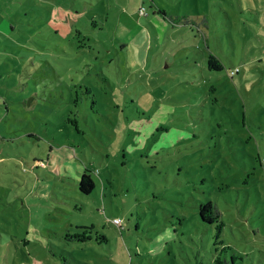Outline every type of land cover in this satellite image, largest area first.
Returning a JSON list of instances; mask_svg holds the SVG:
<instances>
[{
    "label": "rangeland",
    "instance_id": "374dc122",
    "mask_svg": "<svg viewBox=\"0 0 264 264\" xmlns=\"http://www.w3.org/2000/svg\"><path fill=\"white\" fill-rule=\"evenodd\" d=\"M12 3L0 264H264V0Z\"/></svg>",
    "mask_w": 264,
    "mask_h": 264
},
{
    "label": "trees",
    "instance_id": "16d2710c",
    "mask_svg": "<svg viewBox=\"0 0 264 264\" xmlns=\"http://www.w3.org/2000/svg\"><path fill=\"white\" fill-rule=\"evenodd\" d=\"M144 13L145 11L142 8V14ZM179 18H180L179 16H176L175 18L172 17L170 19L177 21L179 20ZM207 66L210 70H222L225 67L221 59L212 52L208 54ZM95 186H96V183H95L93 176L86 171L82 172L78 180V187L80 191L84 193H90L94 190ZM199 215L202 221L214 223L216 225V227L218 228L217 236L222 232L223 221L220 220L221 212L218 209V206L212 200H208L207 202L201 203L199 207ZM75 235L78 238H81V236L78 233H76Z\"/></svg>",
    "mask_w": 264,
    "mask_h": 264
},
{
    "label": "crops",
    "instance_id": "0c3cea01",
    "mask_svg": "<svg viewBox=\"0 0 264 264\" xmlns=\"http://www.w3.org/2000/svg\"><path fill=\"white\" fill-rule=\"evenodd\" d=\"M12 1L13 0H0V9H6V8H11L10 10H18L19 9V5H15V6H13V3H12ZM17 2H20V1H22V2H24L25 0H16ZM11 6H13V7H11ZM8 15V11L6 12V16ZM0 16H4V13L3 14H1ZM5 16V17H6ZM11 21L12 20H14L13 18H12V16L11 15H9V17H8ZM12 23V22H11ZM11 27L13 28V26L11 25Z\"/></svg>",
    "mask_w": 264,
    "mask_h": 264
},
{
    "label": "built area",
    "instance_id": "2783aa9c",
    "mask_svg": "<svg viewBox=\"0 0 264 264\" xmlns=\"http://www.w3.org/2000/svg\"><path fill=\"white\" fill-rule=\"evenodd\" d=\"M238 71H239V68L238 67H235V68H233V69L230 70V73L229 74L232 76L235 73H237ZM113 221L116 222V223H121V218L120 217H115L113 219Z\"/></svg>",
    "mask_w": 264,
    "mask_h": 264
}]
</instances>
